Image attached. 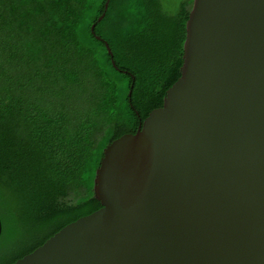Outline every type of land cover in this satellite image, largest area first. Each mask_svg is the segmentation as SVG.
Returning a JSON list of instances; mask_svg holds the SVG:
<instances>
[{
    "label": "water",
    "instance_id": "1",
    "mask_svg": "<svg viewBox=\"0 0 264 264\" xmlns=\"http://www.w3.org/2000/svg\"><path fill=\"white\" fill-rule=\"evenodd\" d=\"M182 59L103 150L101 208L13 264H264V0H193Z\"/></svg>",
    "mask_w": 264,
    "mask_h": 264
},
{
    "label": "trees",
    "instance_id": "2",
    "mask_svg": "<svg viewBox=\"0 0 264 264\" xmlns=\"http://www.w3.org/2000/svg\"><path fill=\"white\" fill-rule=\"evenodd\" d=\"M105 1L0 0V264L101 208L103 150L180 77L193 0Z\"/></svg>",
    "mask_w": 264,
    "mask_h": 264
},
{
    "label": "rangeland",
    "instance_id": "3",
    "mask_svg": "<svg viewBox=\"0 0 264 264\" xmlns=\"http://www.w3.org/2000/svg\"><path fill=\"white\" fill-rule=\"evenodd\" d=\"M168 11L174 12L177 9L180 0H162Z\"/></svg>",
    "mask_w": 264,
    "mask_h": 264
}]
</instances>
